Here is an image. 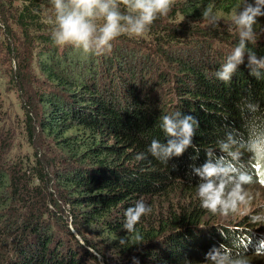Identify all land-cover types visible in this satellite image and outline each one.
I'll return each mask as SVG.
<instances>
[{
    "label": "trees",
    "instance_id": "obj_1",
    "mask_svg": "<svg viewBox=\"0 0 264 264\" xmlns=\"http://www.w3.org/2000/svg\"><path fill=\"white\" fill-rule=\"evenodd\" d=\"M242 2L175 0L168 16L148 31L156 39L153 54L137 56L128 35L102 55L56 46L49 0L1 1L0 12L21 34L7 53L16 63L10 83L20 94L32 154L6 160L13 136L0 134V264H133V257L139 264H202L220 244L235 242L247 255L264 248L261 235L240 224L215 230L224 222L200 207L198 177L190 176V165L205 162V149L233 129L243 134L245 99L264 111V79L249 74L246 59L229 82L215 75L238 43L228 25ZM208 8L221 17L216 27L203 17ZM257 19L255 41L247 47L259 57L264 17ZM151 56L165 60L169 70ZM177 111L198 121L193 144L199 152L190 147L163 164L147 147L153 139L165 142L161 118ZM15 122L0 103V126ZM36 129L55 156L39 152ZM140 153L145 158L137 159ZM252 167L254 182L247 189L264 194V169ZM53 190L69 205L72 227L63 214L53 213ZM175 192L180 200L173 204ZM141 199L151 213L127 234L125 210Z\"/></svg>",
    "mask_w": 264,
    "mask_h": 264
},
{
    "label": "clouds",
    "instance_id": "obj_2",
    "mask_svg": "<svg viewBox=\"0 0 264 264\" xmlns=\"http://www.w3.org/2000/svg\"><path fill=\"white\" fill-rule=\"evenodd\" d=\"M49 4L54 10L50 34L54 45H71L84 54L102 55L110 51L112 42L122 35H144L155 20L168 16L175 0H49ZM203 17L212 27L221 20L211 8L205 9ZM258 17H264V0H243L231 14L228 26L237 32L239 39L215 73L217 79L229 82L239 66L245 64V59L249 74L257 80L264 79V56L258 57L247 47L249 42L255 41L254 25ZM240 115L243 134L233 129L219 139L215 147L205 149V162L200 166L190 165V176L198 177L196 196L201 208L224 217L247 214L251 223L261 225L264 210L251 211L252 196L247 186L254 182L252 165L259 164L264 169V111L259 103L245 99L240 105ZM197 125L198 121L190 114L177 111L164 115L160 128L165 142L153 139L147 153L163 164L182 156L190 147L198 154L199 149L193 144ZM143 158L144 153L138 154L137 159ZM150 213L151 207L142 199L137 200L125 210L123 229L127 234L134 232L141 218ZM125 242L121 238L120 243ZM254 254L264 256V248H258ZM133 264H139L135 257ZM203 264H250V261L247 253L233 242L231 246L220 244L210 248Z\"/></svg>",
    "mask_w": 264,
    "mask_h": 264
},
{
    "label": "rangeland",
    "instance_id": "obj_3",
    "mask_svg": "<svg viewBox=\"0 0 264 264\" xmlns=\"http://www.w3.org/2000/svg\"><path fill=\"white\" fill-rule=\"evenodd\" d=\"M0 0V5H1ZM2 6V5H1ZM2 13V14H1ZM21 38L20 31L16 28V26L10 21L9 15L6 16L4 13L3 9L0 12V103L2 105V113L3 115H10L15 119V126L14 127H8V126H0V134L4 133L6 131H11L12 136H13V145H12V150H10L9 153H6L5 156L9 155L6 157V160H12V158L19 157L20 159H27V156H31L32 154V146L29 145L30 143L28 141V138H26V127L22 124V119H24V110L22 108V103L20 99V94L14 84L10 83L11 81V72L15 68V61L12 60L13 55L7 53V49L11 48L14 46V42L16 43L15 40H18ZM135 45H132L130 47H133L136 50L137 56H141L142 54L145 56L152 55L153 49L152 46L153 42L156 40L153 37H151L148 33V31L142 35V36H137V37H129ZM153 38V39H152ZM142 46L144 49L143 51L138 50L137 46ZM147 46V47H146ZM149 48V50H148ZM181 51L178 49V52ZM154 58L155 63L160 66L164 67V69L169 70V65L168 63L163 60L158 58L157 56H151ZM172 71V69H171ZM172 87V86H171ZM170 87V88H171ZM169 88H166L167 90ZM39 129H36V134H39V138L37 140V146L39 152L47 153L48 155H53L50 150H48L47 147H45L47 144L43 143L45 140L49 142V139H44V135L41 133ZM25 162H29L28 160H24ZM48 166V165H46ZM53 168L50 167V170ZM261 175L263 176L264 173L261 172ZM49 177L51 178L50 174ZM262 179V178H261ZM249 193L252 196L251 200V211L253 213L259 212L261 210H264V194L263 193H258L256 189H253V186L248 187ZM54 191L55 199L58 203V206L55 208L57 211H53V208L51 207V210L53 213H57L58 215H64L65 219L67 220L66 222L69 224V227L71 226V218L69 214L68 207L69 205L64 204L62 201H60V196L59 193L56 190ZM252 191V192H250ZM176 193L172 196L171 200L172 203H178L180 198L176 197ZM262 196V197H261ZM53 218V216H52ZM50 218V221L52 220ZM56 222L58 223L59 221L57 218H54ZM216 219H218L217 222H224L221 223L222 225L218 226V228H214L215 230L220 229V228H225V225L229 224H237L241 225L244 228H247L248 231H255L256 233L260 234L261 237L263 238V244H264V224H253L250 222L249 215L247 214H237V215H229L227 217L218 215L216 216ZM55 224V221H53ZM61 226V225H59ZM60 234L63 232L61 230H56ZM77 238L80 239V242H82V238L77 235ZM101 240V238H98ZM250 264H264V256H257L255 254H250L248 255ZM203 260V258H202ZM203 264V263H202Z\"/></svg>",
    "mask_w": 264,
    "mask_h": 264
}]
</instances>
